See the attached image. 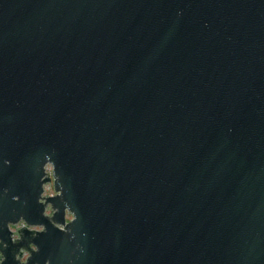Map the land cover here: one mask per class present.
<instances>
[{"label":"water","instance_id":"obj_1","mask_svg":"<svg viewBox=\"0 0 264 264\" xmlns=\"http://www.w3.org/2000/svg\"><path fill=\"white\" fill-rule=\"evenodd\" d=\"M21 216L45 227L13 242ZM0 238L3 264H264V0H0Z\"/></svg>","mask_w":264,"mask_h":264},{"label":"clouds","instance_id":"obj_2","mask_svg":"<svg viewBox=\"0 0 264 264\" xmlns=\"http://www.w3.org/2000/svg\"><path fill=\"white\" fill-rule=\"evenodd\" d=\"M50 168L51 166L49 165V170ZM44 189L45 191L42 194L41 199H43V196L50 195L53 192V189L50 183H45ZM44 211L46 215L51 216L55 210L52 204L49 203ZM72 218H73L72 213L70 212L67 213V219L71 220ZM24 226H27L28 228L36 230V231H42L45 227L43 224H29L23 216H21L16 221L10 220L8 222V229L10 230V233H11V236H10L11 241L15 242V241L22 239V233L20 229ZM60 227L64 228V225H60ZM0 245H2V247H0V264H3V261L5 260L4 248L8 246V241L4 240L3 238H0ZM29 247L33 250H36L38 248V245L34 241H30L28 247L21 245L19 248V251L16 252V258L20 260L21 264H27V261L32 254L29 251ZM77 247L80 248L81 246L78 244ZM81 250L83 249L81 248ZM45 264H50V262L46 260Z\"/></svg>","mask_w":264,"mask_h":264},{"label":"built area","instance_id":"obj_3","mask_svg":"<svg viewBox=\"0 0 264 264\" xmlns=\"http://www.w3.org/2000/svg\"><path fill=\"white\" fill-rule=\"evenodd\" d=\"M45 170L50 174L51 173V168H50V170H49V166H46L45 167ZM51 184V183H50ZM52 186V185H51ZM44 191H45V189H44ZM53 193V192H52Z\"/></svg>","mask_w":264,"mask_h":264},{"label":"flooded vegetation","instance_id":"obj_4","mask_svg":"<svg viewBox=\"0 0 264 264\" xmlns=\"http://www.w3.org/2000/svg\"><path fill=\"white\" fill-rule=\"evenodd\" d=\"M10 236H11V233H10Z\"/></svg>","mask_w":264,"mask_h":264}]
</instances>
